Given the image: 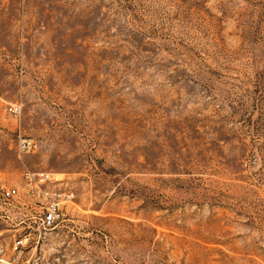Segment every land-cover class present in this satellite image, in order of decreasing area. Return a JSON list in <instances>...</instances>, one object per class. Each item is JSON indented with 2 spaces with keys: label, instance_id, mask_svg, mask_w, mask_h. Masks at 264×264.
<instances>
[{
  "label": "rangeland",
  "instance_id": "1",
  "mask_svg": "<svg viewBox=\"0 0 264 264\" xmlns=\"http://www.w3.org/2000/svg\"><path fill=\"white\" fill-rule=\"evenodd\" d=\"M26 172L73 204L0 197V264H264V0H0V187Z\"/></svg>",
  "mask_w": 264,
  "mask_h": 264
},
{
  "label": "built area",
  "instance_id": "2",
  "mask_svg": "<svg viewBox=\"0 0 264 264\" xmlns=\"http://www.w3.org/2000/svg\"><path fill=\"white\" fill-rule=\"evenodd\" d=\"M10 112L13 115L20 113V105L13 104L10 106ZM16 148L21 153L35 152L37 142L32 138L19 137L16 141ZM25 188L18 186H1L0 197L5 200H22L28 203L34 202L39 213L36 218L37 228L51 230L60 224L65 217V209L68 205L73 204L74 195L71 191H56L48 188V183L53 181L49 174L45 172L25 173ZM25 199V200H24ZM30 232L28 233V235ZM35 234V233H34ZM37 239L42 237L40 231L37 233ZM28 238L18 239L14 247L17 248L24 244ZM12 264V263H8ZM25 264H43L40 257H34L26 261Z\"/></svg>",
  "mask_w": 264,
  "mask_h": 264
}]
</instances>
